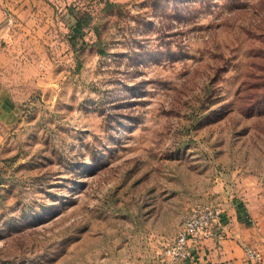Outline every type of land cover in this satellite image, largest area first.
<instances>
[{
  "label": "rangeland",
  "instance_id": "1",
  "mask_svg": "<svg viewBox=\"0 0 264 264\" xmlns=\"http://www.w3.org/2000/svg\"><path fill=\"white\" fill-rule=\"evenodd\" d=\"M48 1V73L0 140V264H160L219 182L264 187V0Z\"/></svg>",
  "mask_w": 264,
  "mask_h": 264
},
{
  "label": "crops",
  "instance_id": "2",
  "mask_svg": "<svg viewBox=\"0 0 264 264\" xmlns=\"http://www.w3.org/2000/svg\"><path fill=\"white\" fill-rule=\"evenodd\" d=\"M57 26L56 8L48 0H0V140L22 116L25 87L32 78L28 73L35 74V86L40 73H48ZM246 180L231 187L218 183L216 199L224 206L221 221L212 237L192 242L195 257L186 264H264V187ZM247 246L259 251L262 260L250 258Z\"/></svg>",
  "mask_w": 264,
  "mask_h": 264
},
{
  "label": "built area",
  "instance_id": "3",
  "mask_svg": "<svg viewBox=\"0 0 264 264\" xmlns=\"http://www.w3.org/2000/svg\"><path fill=\"white\" fill-rule=\"evenodd\" d=\"M224 206L220 200L196 203L186 215L182 226L174 237L163 241L160 264H186L195 257L192 242L196 239L212 237L214 227L220 223ZM248 256L256 261L262 260L259 251L246 247Z\"/></svg>",
  "mask_w": 264,
  "mask_h": 264
},
{
  "label": "trees",
  "instance_id": "4",
  "mask_svg": "<svg viewBox=\"0 0 264 264\" xmlns=\"http://www.w3.org/2000/svg\"><path fill=\"white\" fill-rule=\"evenodd\" d=\"M77 22H78V26H81V23L79 21H77Z\"/></svg>",
  "mask_w": 264,
  "mask_h": 264
}]
</instances>
